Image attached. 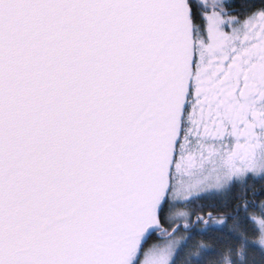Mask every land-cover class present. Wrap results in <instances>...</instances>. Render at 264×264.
I'll return each instance as SVG.
<instances>
[{"label": "snow or ice", "instance_id": "snow-or-ice-1", "mask_svg": "<svg viewBox=\"0 0 264 264\" xmlns=\"http://www.w3.org/2000/svg\"><path fill=\"white\" fill-rule=\"evenodd\" d=\"M0 264H264V0H0Z\"/></svg>", "mask_w": 264, "mask_h": 264}]
</instances>
